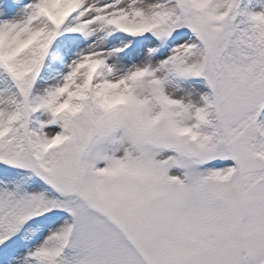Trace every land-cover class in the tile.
<instances>
[{"label": "snow or ice", "instance_id": "6c2138e0", "mask_svg": "<svg viewBox=\"0 0 264 264\" xmlns=\"http://www.w3.org/2000/svg\"><path fill=\"white\" fill-rule=\"evenodd\" d=\"M0 264H264V0H0Z\"/></svg>", "mask_w": 264, "mask_h": 264}]
</instances>
